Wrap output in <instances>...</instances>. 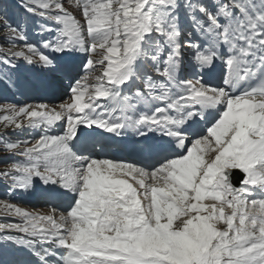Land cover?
I'll return each instance as SVG.
<instances>
[{"label": "snow or ice", "instance_id": "6c2138e0", "mask_svg": "<svg viewBox=\"0 0 264 264\" xmlns=\"http://www.w3.org/2000/svg\"><path fill=\"white\" fill-rule=\"evenodd\" d=\"M18 7L48 38L28 42L0 4V79L16 86L23 61L43 77L31 87L66 80L68 95L0 104V152L21 157L0 180L70 203L41 214L0 199L18 220L0 222L3 247L26 264H264V0ZM129 135L139 162L101 157Z\"/></svg>", "mask_w": 264, "mask_h": 264}, {"label": "rangeland", "instance_id": "374dc122", "mask_svg": "<svg viewBox=\"0 0 264 264\" xmlns=\"http://www.w3.org/2000/svg\"><path fill=\"white\" fill-rule=\"evenodd\" d=\"M9 2H11L12 5H16L18 7L19 0H9ZM65 4L67 6V0H65ZM8 16L11 23L17 24V22L15 21H18V23H22V25L26 27L28 42L36 43L38 46H40L42 39L48 38L47 34H44L42 36L40 34L38 26L32 22L36 21L37 18L29 17L26 13L23 12L21 8H19V12H17V14L12 16L8 13ZM4 43L6 42L3 39V31H0V45H3ZM77 67L80 75H83V57L81 58ZM17 72L19 71L17 70ZM31 73H36V71H32ZM9 76L11 77V80L16 81V83H19L21 81L16 75L10 72ZM6 83L8 85L11 84L9 81H6ZM65 83L67 84L68 82L65 81ZM3 90L0 88V104L11 103L22 106L26 103H36V101L33 99V96H31L34 93L33 87H21L19 88V90H17V92H14L12 88H10V90L5 89L4 92H2ZM6 138L14 140H25L29 139L30 136L27 132L19 136H15L12 135L11 131L9 130V136ZM12 159H21V157H11L6 153L0 152V169H3L5 167V161L10 162ZM41 186L42 185L37 182L36 189L30 192H10L7 183L3 180H0V199H7L11 203L17 204L18 206L23 207L29 211L47 214L51 210L50 207L52 205L43 201V197L39 194V189L43 187ZM56 208L61 211L67 209L60 207ZM0 222H18V220L13 217H0ZM3 244L4 242L0 241V264H26V262H28L30 259H35L34 257H29L24 253L17 251L14 246H8L7 248H4Z\"/></svg>", "mask_w": 264, "mask_h": 264}, {"label": "bare ground", "instance_id": "6f19581e", "mask_svg": "<svg viewBox=\"0 0 264 264\" xmlns=\"http://www.w3.org/2000/svg\"><path fill=\"white\" fill-rule=\"evenodd\" d=\"M77 56H80L79 54H76ZM42 187V186H41Z\"/></svg>", "mask_w": 264, "mask_h": 264}, {"label": "trees", "instance_id": "16d2710c", "mask_svg": "<svg viewBox=\"0 0 264 264\" xmlns=\"http://www.w3.org/2000/svg\"><path fill=\"white\" fill-rule=\"evenodd\" d=\"M1 2V1H0Z\"/></svg>", "mask_w": 264, "mask_h": 264}]
</instances>
